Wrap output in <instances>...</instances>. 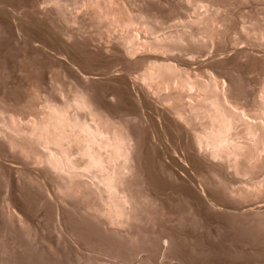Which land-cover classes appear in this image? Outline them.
<instances>
[{"label":"bare ground","instance_id":"6f19581e","mask_svg":"<svg viewBox=\"0 0 264 264\" xmlns=\"http://www.w3.org/2000/svg\"><path fill=\"white\" fill-rule=\"evenodd\" d=\"M123 1L124 0H73L72 1L73 5L72 4L71 5L73 7L76 6L78 8L81 7L80 9H84V12H83L84 15H81V16L83 19H84V16H86L89 20L84 19L85 22H87V23L90 22V24L88 23V26H86V27L88 28L89 25H93L95 27L94 28L95 31H97L96 35L103 33V30L104 31L107 30L108 33H109V30H111V31L113 29H114V31L116 30L114 32L115 34L117 33L116 37L114 36L113 33H112L113 35L112 34L110 35V36L115 37V40L113 38V40L115 42L113 41L114 44H112V45H114V48H113V46H112V48L116 49L115 51L116 52L118 51L121 54L122 59L125 63H130L131 65L137 64V67H134L133 65L132 66L134 69H138V70H135V72L137 71L136 74L135 73L133 74L134 70L132 71L128 67L131 70L130 71L126 67V69L128 71L125 70L126 72H124V70L119 68V66H120L119 65L117 67V68H119L118 71H120V73L123 71L122 75H123L125 80H122V78H120L121 80H118V81H126L127 84L125 83L123 86L129 84L131 86V88L132 87L135 88L136 89L135 91L137 94L134 93L135 91L133 92V94H135L138 97V101L146 103L145 105H153V107H154V105L156 107L161 106V108L164 109L166 114H168V116L172 119V122L173 121L176 122V124H178L181 128H179V126H177V125L176 126L174 125V127H177L178 129H181V130L182 129L185 130V131L183 130L184 132L183 131L182 132L185 134L184 136H187L188 141L186 140L187 142H185V145L188 143V145H186V146H188L189 148H187V150H186L185 145H184L185 147L183 146L184 148L179 147L185 141L184 140L181 142V139H180L179 141L181 142V144L178 147H179V149L183 148L181 153H183V152L185 153L184 150H186V152H187V151H189L188 149H190V151H192V152H190V154H193V155H191L192 158H195L197 161L202 160L203 161V162L201 161L202 163L207 162V167H205V169H207V170L205 171V169L202 168L204 170L203 174L201 172H195V173L193 171L190 172L189 170H187V168L191 165H192V168H195V165H193L194 163L193 164H191V163L196 162V161H192L191 159H188V161L189 160L192 161L191 163L189 162L190 163L189 165L186 164L188 161L185 163V162H183L184 160H181L182 161L181 162L179 158L180 157L182 158L183 155L182 154L178 155V153H176L177 155L175 154V151L178 152V150H177L178 147H174V149L177 148L176 150H174L173 148H169V147H173V145L169 146V144L167 143L168 140L167 141L165 140L166 142L163 140V143L165 142V144H168L167 145L168 148L165 147V149H168V150L171 149L170 152H168V150H166V152L169 155L168 157H170V159L172 161L173 160L176 161L175 163L178 162V165L176 164L175 167H178L179 164H180V166L182 165L183 167H184V165L188 166L187 168L186 167H184V168L180 167L183 170L185 169V171H183L184 173L187 170L186 174H184V175L178 174L180 169L175 168L178 171H177V173H174L173 172V171H175L174 168L166 166V168H168V169H170V168L173 169L172 171H171V169H170V171L167 170L168 171V172H166V173H168L167 175L169 176L171 174L172 176L175 177L176 176L175 174H177L180 177V179L182 178L181 176H183L181 181L183 182L184 181L183 179H185V182H186V179H188V177L186 178V175L190 177V174L192 172H193L192 174H195V176L198 173V177L194 176L191 178V180H193L195 178V180L196 181L198 180L199 182L198 181L197 182L200 183L201 185L204 184L206 186V184H209V187H208L209 190H211L210 187H212V186L218 187L219 190H217L218 188L217 189L215 188L212 190L220 191V189H221L220 193L223 192L224 195L227 196V198H229V199H227L228 201L226 200L227 204H231V203L234 204L232 201L237 202L236 205L238 206V209L240 206V209L245 210L244 208H241V207L247 206L248 208H250L251 205H253V204H255V202H257L258 205L257 204L254 205V206H256L255 207L256 209L253 210V206H252V208H250V210H249L250 214H252L253 216L256 217V218L255 217L254 218L256 219V221H258L257 225H256V221H254L255 224L252 222L253 216L250 215L248 212L247 213L249 215L247 216V213L243 212V210H240V213L242 214V215L240 214V216H242L244 219L248 218L247 221H249V220L251 221V219H252L251 222L254 225L251 224L250 222L247 223L246 220H245L246 221L245 222L243 218H241L239 220L242 222V219H243V221L246 224L250 223V225H253L254 226L253 228H256L255 226L258 227V224L260 226L262 225L264 227V204H262L263 203L262 201L264 200V64L262 66V63H264V62H261V67H263V72H260V73L263 74L262 75L263 77L260 80L261 85L258 86L259 91L257 92V94H259V92L262 91V95H260L261 94L260 93L259 96L257 97L256 96L257 94H256L255 96L253 95L254 96L253 98H251L250 96L252 94H249L250 91H249V93H247L245 91V93L249 94L248 97L251 98V101L249 100L250 103H248L249 101L248 102L244 101L246 98H244L243 95H241L243 93H241L240 92L241 90H239L240 88H238L239 83H238V85H236L237 86L236 87L235 85L232 84V81H234V80L232 79V81H231L229 78L223 77V76H225V74L224 75L222 74L223 76H221L220 75L221 73L218 74L219 70L215 73V72H213L214 70L211 71L210 68H209V70H207L208 69V66H207V69H205L207 71H205L204 69H201V70H204V72H205L202 74V73L198 72L200 70L195 71V69H193L194 67L192 68L190 65L191 59L193 60V63H195L194 58H192V56H194V55L197 56V54H196L197 50L198 51H199V49L203 50L205 47H207L210 44V42L213 43V41H215V40L219 41V39L222 37V35H225L224 34L225 31H226V35L228 36L227 32H229V31L227 30L228 28L226 26H229L230 24H227V25L223 24V26H225L227 28L226 30H225V27H223V26L221 27V25H220L221 23L219 24V19L221 17H220V15L218 17V14H217L218 11H220V10H218L217 8L220 7L219 4H221V5L227 4L226 5V8H227L230 0L229 1L218 0V2L224 1L225 2V3L223 2L224 4L221 2L219 4H217V2L215 0H210L211 2L212 1L216 2L215 4L218 5L216 7V10L210 9L213 7L214 3L213 2H212L213 4L210 3V5H212V6L208 5V3L210 2L209 0H207V1L206 0H182L183 4L181 6L180 5H176V6H178V7L180 6V7L185 8V9L187 7H189L192 14L189 15L187 13L186 14L184 13L186 16H189V17H186L185 15L180 16L182 18V19L178 18L181 20V21L179 20L180 23H177L179 21H177L178 19L175 15L176 20L175 19H174L175 21L171 20L172 23H174V25L173 24L171 25V23L170 24L167 23V24H165V26H164V24H162V23H165L163 15H160L158 13L157 14L152 13V11H151V13L143 11V10L134 11L133 9H131L128 6V3H130L128 1H130V0H127L126 4ZM155 1H157V0H155ZM240 1L242 2L243 0H240ZM47 2L55 7V9H56L55 11H58L60 13L59 19L61 17H63L61 19H65V20H63V21H65L64 23L70 24L71 21L70 22L66 21V20H69V18L67 17L69 15L68 14L69 12L67 13V16H66V11L69 9V7H68V9L66 7L69 5V4L68 5L66 4V0H47ZM68 2H70V1H68ZM171 2H173V0H171ZM179 2H180V0H179ZM231 2H232V0H231ZM245 2H248V1H245ZM133 3H130V4L132 5ZM177 3H178V1H177ZM242 3H240V4H242ZM43 4H44V2H43ZM234 4H237V3L233 2V5ZM244 4H247V3H244ZM37 5L35 2V6H37ZM233 5H231V6H233ZM132 7H135V6H132ZM261 7H262V5H261ZM70 8H71V6H70ZM179 8H177V9H179ZM220 8H221V10H223L222 7H220ZM223 8H224V6H223ZM42 9H43V7H42ZM170 9H172V8H170ZM40 10H41V8L39 9V11ZM70 10H68V11H70ZM75 10H77V8H75ZM232 10H234V9L232 8ZM80 11L81 10H79V12ZM175 11H173V13ZM180 11H183V10L180 9ZM183 12H188V10L183 11ZM183 12H181V13H183ZM220 12H222V11H220ZM220 12H219V14H220ZM223 12H222V15L224 14ZM227 12H225V14ZM232 12L230 11L231 14H232ZM188 13H190V12H188ZM240 13L241 12H239V14ZM76 14H75V16H76ZM56 15H57V13H56ZM70 15H73V13ZM242 15H241V17H239V19L243 18L245 21V18H247V15L245 13V15H246V17L244 16L245 18ZM178 16H179V14H178ZM72 17H74V15ZM72 17H70V20ZM225 17H227V16L223 15L222 18H225ZM231 18H232V15L229 19H231ZM251 18H253V17L250 16V20H251ZM80 19H81V17H80ZM243 19H241V20H243ZM226 21L229 22V20H226ZM246 21H249V19ZM246 21H245V23H246ZM254 21L252 22L253 25L249 21L250 22L249 26L250 27H251V25L253 26L251 28H248L249 27L248 25H247L248 27L246 26L247 23L244 25L243 23L237 22L240 24V25L236 24V27L238 26V29H239L238 32L241 33V36L243 35V38L245 41L247 40L245 38L250 39V36H251V39H252V37H254L253 38L254 42L257 40L255 42V43H257L256 45H259L261 43L264 44V42H259V44H258V41H259L258 39H261V40L264 39V26H262V24H259L260 23L259 20H258L259 21L258 24L257 23L254 24ZM72 22H74V20ZM72 22H71V25H72ZM175 22H176V24L179 25V27H176L178 25H175ZM220 22H225V21L221 20ZM255 22H257V21H255ZM71 25H70V27H72V28L75 26L74 23H73L74 26H71ZM161 25L163 27H166V29L163 28ZM166 25H168V26H166ZM232 25H230V26H232ZM263 25H264V23H263ZM171 26H173V29H171L172 28ZM174 26H175V28H174ZM90 27H92V26H90ZM167 27L168 28L170 27V28L168 29ZM190 27H194L195 30H193V31H195V32H192V31L190 32L189 31L190 29H188ZM81 28H80V30H81ZM92 29L90 28V31ZM238 29L236 28V30H238ZM69 32L72 33L73 31L72 32L69 31ZM75 32H78V31H75ZM160 32H162V33H160ZM66 33H68V32H66ZM70 33H69V35H70ZM94 33L95 32L93 31V34ZM237 33H234V34H237ZM240 33H238L239 37L236 36V37H238V40H239V38H241ZM73 34H74V36L76 35L75 33H73ZM105 34H106V32H105ZM105 34H103V35H105ZM69 35H68V37H69ZM101 35L102 34H100L98 37L100 38ZM95 36L93 35V37H95ZM105 36L108 39L110 37V36L108 37L107 35H105ZM258 36L260 38H258ZM102 37H104V36H102ZM106 37H105V39H106ZM231 37H229V38L232 39L235 36L232 38ZM236 37L234 38L235 41L232 40V42H231L230 39L228 40L230 42V45H231V43H233L231 46H233V45L236 46L239 43L243 44V42H245V41H242L243 38L241 39L242 42L240 40H239V42H236ZM256 37H257V39H255ZM75 38H76V36H75ZM87 38H88V36H87ZM222 38L221 39L224 42L225 38L224 37H222ZM110 39H112V38H110ZM93 40H94V38H93ZM97 40L99 41V39H97ZM228 41H226V42H228ZM248 41H252V40H248ZM248 41H246V42L249 45ZM212 43L210 44L211 47L213 45ZM218 43H217V46H218ZM250 43H252V42H250ZM34 44H35V41H34ZM34 44L32 43V46ZM240 44H239L240 47L236 46L238 48L239 52H240V49L241 50H242V48L244 49V47H243L244 44H243V46H242V44L241 45ZM253 44H252V46H253ZM97 45H98V43H97ZM245 46H246V44H245ZM211 47L208 46L207 48H211ZM236 47H235V50H236ZM36 48H37V46H36ZM207 48H205L204 50H206ZM262 48H264V47H262ZM228 49H230V48H228ZM247 49L248 48H246V50L245 49L244 50L247 51ZM59 50H61V49H59ZM106 50L108 51V48H106ZM250 50H252V49H250ZM256 50L258 51L257 48H256ZM194 52H195V54H193ZM199 52L202 53V51H199ZM207 52H208V50H207ZM229 52H231V51H229ZM243 52L244 51H242V53ZM185 53L190 54L189 56L191 57V59L189 56H186V58H185L184 57L186 55ZM223 53H225V52H223ZM223 53H222V55H223ZM247 53L248 52H246V54ZM62 54L63 53H61V55ZM191 54H192V56H191ZM207 54H209V53H207ZM216 54H218V53H216ZM259 54H257L258 56H256V57L259 58ZM58 56H60V54ZM216 56H215V58H216ZM247 56H249V55L247 54ZM252 56H254V55L252 54ZM263 57H264V55H263ZM63 59H64V57H63ZM114 59H115V57H114ZM262 60H264V59H262ZM62 61H64V60H62ZM109 61H111V60H109ZM119 61H122V60H119ZM200 62H202V61H200ZM209 62H211V61H209ZM118 63H120V62H115V63L113 62L112 64L118 65ZM125 63H123V64L125 65ZM60 64H58V65H60ZM106 65H110L112 67L111 64L107 63ZM124 65L123 66L121 65V66L124 67ZM193 65H196V64H193ZM198 65H200V64H198ZM103 66H105V65H103ZM110 66H108L109 68H107V70H105V71L103 70L105 68H103V69L101 68L103 71L102 73L108 72L109 77L113 76L112 79L115 77H117L116 79H119V76L121 74L119 73L120 75L117 76L118 72L115 73L117 71V69H116V71L115 70L113 71V69L116 68V67L114 68L115 65L112 67L113 69H111ZM127 66H129V65L127 64ZM87 68H89V66ZM214 68H216V67H214ZM89 69H91V68H89ZM25 70L26 69L24 68V71ZM94 70H95V68H94ZM22 71H23V69H22ZM87 71H88L87 69H86V71L82 69V72L78 71L82 80L88 81V79L89 80L93 79L94 76L91 74L92 72L90 73L89 72L90 70L88 72ZM15 72H18V71H15ZM27 72H29V74L31 73V71H26L25 74H28ZM18 73L20 74V71ZM22 73H24V72H22ZM72 73H73V69H72ZM93 74H94V72H93ZM28 75H26V79L24 78V76L22 77V78H24L25 81H27V83L25 82L26 85L24 84V87H25L24 91H26V94H23V96H25V99L23 96H20V98L21 97L23 98V99H20V100H24L23 102L22 101L20 102L18 99V102H20V103H18V102L15 103V101H14L13 104L10 102L11 103V105H10V104H8L9 102L6 104L5 101H3L2 98L0 97V264H127V263H125L126 260L129 261V263L131 262L130 264H132V261L135 262V260H136L135 258H137L136 264H150L149 259L152 260L153 258L154 259L152 261L154 263H152V264H156L157 263L156 262L157 256H154V255H156V253L159 254V251L161 250L160 248L163 247V240L165 241V238L167 236L164 235V233H162V234L158 233L159 232L158 229L160 228V231H161V227H159L157 229H156V227L153 228V229L158 230V232L153 231L152 227H154V225L160 226V224L158 225L157 223H160L159 221H163V218L167 217V216H165L166 210L164 211L162 208L163 206L161 207V205H160V204H162V201L165 198L162 201L160 200L161 202H160V204H158V200L161 199V198L157 199V196L155 197V195L158 192L156 194H153V192H152V196L154 195V197L157 199V202H156V199L150 195L151 192L149 191V189H148V191L150 192V194L143 189L144 185H142V182H144V181H142L139 178V174L141 175L142 173H139L141 170L138 171L139 167L137 168V166H139V165H137V163H136V162H138V159H139L138 158L136 160L137 156H139L138 154L136 155V153H139L137 151H140V150H138L139 149L138 146H140V145L137 146L138 148L136 151V145H137L136 137L132 134L133 131L128 130V128H127L128 123L121 122L120 121L121 118L119 119L120 116L117 118L119 122L117 120L113 121L112 117H109L107 115L108 112L107 113L104 112L103 106H102V109H100L99 108L100 106L94 105L93 102L91 101L92 99H90V97H93V95L88 96V94H87L88 90L84 88V86H86V85L83 84V87L80 86V83H82V81L81 82L79 81V83H77V81H76V83H74V81H73V83L76 85L75 86L72 83L73 79L70 80L72 84L67 80V82L70 83V86H72V87L75 86L74 88L71 87V90H73L72 91L73 93L69 92L72 95L71 98H68V96L70 95L68 92H67L68 94L67 93L64 94L65 91H68L67 89H69L70 87H68L65 90L60 85V87L62 89L59 90L60 88L56 89L57 87H59V86H57L58 83L56 84V86H57L56 87L55 86L56 82H54L53 84L56 87L55 91L58 93L64 92V93H62V95H66V97H67V98L65 97L66 99L64 98V99H60L58 101V100L50 97L52 95L49 94L50 95L49 96L46 93L47 91L41 90V87H40L41 85L39 87H36L37 86L36 84L33 85L32 84L33 82L32 83L30 82V81H32L30 76L27 77ZM98 75H100L101 77L103 76V75H101V73ZM68 77L70 78L71 76H68ZM68 77H66V78H68ZM76 77L78 78V75ZM106 77H103V78H106ZM50 81H51V79H50ZM111 82H113V80ZM22 83H21V85H22ZM121 83L123 84V82H121ZM119 84H120V82H119ZM65 85H66V83H65ZM247 85H245V87ZM68 86H69V84H68ZM22 87H23V85H22ZM66 87H67V85H66ZM120 87H122V86H120ZM239 87H240V85H239ZM63 89L65 91H63ZM114 89H116V87ZM119 89H121V88H119ZM128 89H129V86L126 90H128ZM241 89H243V88H241ZM46 90H48V88ZM137 90H139L140 93H138L139 91H137ZM109 93H111V92H109ZM245 93H244V95H245ZM129 95H132V94H129ZM111 97L112 96H110V98ZM132 97H133V95H132ZM137 97H135V98H137ZM248 97H247V99H248ZM62 98H63V96H62ZM53 99L56 101H54ZM138 101L136 99L135 102H138ZM150 102L152 104H150ZM94 103H95V101H94ZM141 106H142V103H141ZM146 107L150 111L154 109L152 111V113L149 112L152 115H153V113L155 115H156V113H158L157 112L158 111L157 109H159L158 107H157V109H156V107L152 109L151 106H149L151 109L148 106H146ZM146 107L144 106L142 109H144ZM162 109H160V110H162ZM105 110H106V108H105ZM162 111L160 112V115L158 114L159 116H161L163 113H165ZM142 113H144V112H142ZM146 113H148V112H146ZM109 115L111 116V114H109ZM152 115H150V117ZM146 116H147V114L143 117H146ZM136 117H138V116H136ZM156 117H155V120L157 119V121H160V120L162 121V119H163L162 117H161L162 119H160V118L158 119ZM153 118L149 119V120L152 121ZM168 119L166 120L167 122H168ZM171 119H169V121ZM125 120H126V118H125ZM155 120L152 122H155ZM172 122H170V123L172 124ZM165 124H168V123H165ZM158 126H159V123H158ZM172 126H173V124H172ZM163 127H165V126H163ZM154 128H156V127H154ZM172 129H175V128H172ZM164 131H166V130H164ZM176 131L177 130H175V132ZM164 133L165 132H163L162 134L164 135ZM183 133H182V135H183ZM178 134H179V132H178ZM137 135H138V137H140L139 134L136 133V136ZM154 136H155V134H154ZM154 136L152 134L151 138ZM157 137L158 136H156V138ZM159 137H162V136L159 135ZM169 137H170V135H169ZM165 139H167V138H165ZM137 140H139V139H137ZM154 140H155V138H154ZM156 140L158 142L161 141V139L160 140L156 139ZM169 140L171 141V139H169ZM171 142L173 143V141H171ZM152 143H154V142H152ZM159 144H161V143H159ZM163 145H161V146H163ZM164 146H166V145H164ZM175 146H177V145H175ZM140 149H141V147H140ZM163 149H162V151H163ZM165 149H164V151H165ZM159 152L160 151H158V153ZM166 152H164V155ZM167 153H166L165 157L167 156ZM188 153H186L185 155H188ZM160 154L163 156V153H160ZM159 155L157 154V156H159ZM180 155H182V156H180ZM159 157H161V156H159ZM163 157L159 160L161 161V160L166 159L165 157L163 159ZM168 157L164 161H168V159H169ZM190 157L187 156L185 158H190ZM160 161H158V162H160ZM164 161H162V163L160 162L161 167H162ZM172 161H171V163H173ZM198 163L196 162L195 164L199 167H201L203 165V164L198 165ZM166 165H167V162H166ZM171 166L173 167V165H171ZM199 167L197 168L198 170H199ZM189 168H191V167H189ZM192 168H191V170H192ZM165 169L163 168L164 172H165ZM193 170H196V169H193ZM188 171L190 172L189 174H187ZM200 171H202L201 168H200ZM204 172H206V173H204ZM199 173H201V174H199ZM206 174H209V177L206 176ZM229 174L232 177H234L235 179L232 178ZM163 175H165V174H163ZM172 176H170V177L172 178ZM178 176H176V177H178ZM170 177H167V178L170 179ZM176 177H175V180H176ZM179 177L177 179L180 181ZM165 178H166V176H165ZM230 178L232 180L234 179L237 181L234 183L236 185L233 184V181H231ZM189 180H187V181L189 182V185H190V183H192V182H190L191 180L190 181ZM176 182L174 181V183H176ZM193 182H195V181L193 180ZM177 183H179V182H177ZM189 185H188V187H189ZM197 185H199V184H197ZM22 187H26V190H28V189L32 190V191L30 190L31 193L29 196H27V193H26L27 191L24 192V190H22V192H24L26 194V196L29 197V199L31 196L36 195V196H33L34 199H35V197H37V199H35V201H38V202H36L35 204L39 203L41 206L44 205L43 207H45V208H46L45 205H48L46 211H45V208H43V207H42V210L44 209L43 211H45L47 213V215H48L47 211L52 210V213H49V214H51L50 219H48L49 216L47 218H45V217H43L44 216L43 214L40 215L39 213H37V212L42 213L43 211H41V210L35 211L36 214L32 213V212L30 213L28 211V209H31L33 211L35 209L34 208L32 209L30 207L31 202L28 203V201H30V200H27V199L24 200L25 202L27 200L26 204L27 203L29 204V208L27 207L28 205L27 206L23 205V204H25V202L23 201V203H22V201H21L22 200L21 199L22 194H18V192L21 191L20 189H22ZM145 187H146V185H145ZM193 187H196V184ZM179 188H180V186H179ZM179 188H178V190H180ZM182 188H183V186H182ZM197 188H198V186L196 187V189ZM202 188L205 189V187L203 186V187H201V189L199 187V190L198 189L197 190L198 191H200V190L204 191V189L202 190ZM33 192L35 194H33ZM209 192L211 193V191H209ZM28 193H29V191H28ZM200 193L196 194V190H195V194L198 195V197L201 195L200 196L201 199H204V197L207 196V195L204 196L205 194H207L206 191H205V194L203 195L204 197L202 196V192H200ZM223 193H221V194L223 195ZM195 194H194V196H195ZM217 194H216V196H217ZM18 195H21V196H18ZM224 195L222 197H223V199L224 198L226 199V197H224ZM218 196H220L219 197V199H220L221 195L218 194ZM17 197H20V201L22 204L20 203V201L18 200L19 198H17ZM33 197H31L32 201H33ZM198 197L195 196V199ZM200 197H199V199H200ZM213 197H214V195H213ZM219 199H215V202L218 201ZM206 200L204 199L205 203L207 202ZM198 201H196V202H198ZM223 201L220 204H219V202L218 203L216 202L217 206L215 205L216 204L215 202H214L215 204L213 203V201H212V203L214 204V206H212L213 204L211 203L210 200L208 201V202H210V204L209 203L208 204L209 205L212 204L211 205L212 207H214L215 209L217 207L216 210H219L221 207L219 209H218V207L221 204L223 205V203H224L223 207L226 205L225 207L227 208L228 206H227L226 202L225 201L223 202ZM241 202L244 204L246 203V205L241 206ZM33 204H34V202H33ZM39 204H38V206H39ZM190 204H191V202H190ZM190 204L188 203L189 206H190ZM208 204L206 203V205H208ZM218 204H219V206H218ZM171 205H174V203L173 204L171 203ZM236 205H234V208L236 207L235 209H237ZM31 206H32V204H31ZM38 206L35 205L36 210L39 208ZM41 206H40V208H41ZM48 207H51V208H49L50 210L48 209ZM176 207H179V206H176ZM229 207H231V205H229ZM169 208H170V206L168 207V211L166 212L167 213L166 215H169L168 212L172 213L174 209L176 211V208L173 209L171 207L172 208L171 211H169ZM178 209L180 210V208H178ZM227 209H229V208H227ZM227 209H226V211H227ZM235 209H232V210H235ZM238 209H237V211H238ZM201 210H203V209H201ZM210 210H211V208H210ZM229 210H231V209H229ZM232 210H231L232 216H234L236 214L235 217L239 218V216H237L239 213L235 212V211L232 212ZM189 211H190V209H189ZM223 211L225 212L224 216H226L225 215L226 211L224 209H223ZM187 212H188V210H187ZM208 212H210V211H208ZM211 213H212V211H211ZM220 213H221V211H220ZM227 213L230 214L229 212H227ZM244 213H246L245 215L247 217L244 215ZM33 214H35L36 217ZM37 214H39V216H37ZM173 214H175V213L170 214V217H172L170 222L172 221L171 223H173V225H174L173 217H175L176 220H179V221L181 220L182 217L187 218V220H190V218L193 217V214H192V216H189L190 217L189 218V217H186L187 215L183 216L184 215L183 213H182L183 215L181 217L180 211L178 213H176L175 216ZM177 214H180V215H177ZM162 216H164V217H162ZM195 216H197V215H194V217ZM201 216H203V215H201ZM249 216H251L250 219H249ZM67 217L68 218L72 217V218L76 219V220H74L71 218V222H69V223H71V225L75 224L76 221H78V223L80 221V223L83 222L86 225H88L90 227V229L92 228L91 230L93 232L90 230V232L92 233V235H90L91 233L89 234L88 233L89 231H87V230H86L87 232L84 231L85 229H83V224H81L82 226H80V228L83 229V231H84V232L82 231L83 234L85 233L84 235H86V233H88L87 237L89 236L88 237L89 239L92 240V238L96 237L95 235H93V233H94V231H97V233H99V235L95 232V234L98 235L96 240L98 239V241H99V239H100V241L103 242V241H105V239H102L103 240L102 241L101 238L104 236L105 238H107V240L111 239L110 241H116L115 244L118 242V244H116V245H119L120 248H121V245H123L122 247L123 248L125 247L124 250L129 251L130 254L128 252L123 253L122 248H121L122 249L121 252L118 251V250H120V248L119 247H118L119 249L115 248L116 245L114 247L110 242H108V243H110L112 245V246L110 245V247H113L112 250H110L111 248L108 246L109 244L107 245V247H108L107 249L105 247H103V245H105L106 242H104L105 244L102 243L103 245L101 244V242L98 243V244H100V246L102 245V247H101L102 249L100 248V246L97 247L100 250L94 249L95 246L91 247L93 241H94V243L96 242V246H97L96 240H93L92 242L90 241L91 246H90V244L86 245L87 242L82 243V241L84 239L83 240L81 239V242H80L78 240L79 238H77L78 236H76L74 233V230H76L79 227L76 226L77 228L75 229V227H73L75 225H72V227H73L72 229H74V230H71V229H69V228H71V225L69 226V228L65 227L63 225V224L66 225V222H64V221H67V219H66ZM161 217H162V220H161ZM170 217L166 219V222H167V220L170 219ZM177 217H179L180 219H177ZM70 218H69V220H70ZM193 218H192V220H193ZM227 218H229V215ZM195 219L198 220V218H195ZM234 219H236V218H234ZM176 220H175V222H177V223H175L176 226L177 225L182 226L183 223L186 222V219H184L185 221L182 222L183 221L182 220V221H180V224H179V221H176ZM192 220H190V221H192ZM190 221H188V222H190ZM166 222L164 219V222H162L161 226L163 227L164 226L163 223H166ZM170 222L168 221L167 225H169V224L171 225ZM69 223L67 225H69ZM193 223H190V224L192 225ZM79 224H78V226H79ZM195 224H196V222H195ZM204 224H205V222H204ZM170 225L168 227L169 230L167 233H172V232H170V228L173 225H171V227H170ZM201 225H203V224H201ZM260 226L256 229L260 230V228L262 227V226L261 227ZM89 227L87 228L88 230H89ZM164 227L162 228L161 232L164 231L163 229L167 228V226H166V228H164ZM190 227H192V226H190ZM196 227H198L197 224H196ZM80 228H79V230H80ZM177 228H179V226ZM177 228L175 227V229H177ZM167 229H166V231H167ZM183 229H185V228H183ZM79 230L77 229V231H79ZM166 231H164V232H166ZM262 232L264 233V229ZM44 233H47V235L50 234L49 238H47L48 236ZM76 233H77V235L79 234V236H80V234H82L81 231L76 232ZM100 234L102 235V237L100 236ZM44 235L47 236L46 237L47 240H45ZM163 235H164V237H163ZM182 235H183V233H182ZM90 236H93V237H90ZM170 236H171V234H170ZM170 236L168 235L169 238L168 237L166 238V239H169V241H170V239L173 238L174 234L172 235V238ZM175 236H178V235L175 234ZM175 236H174V238H175ZM81 237H83V236H81ZM84 238H86V236ZM89 239H87V240L89 241ZM167 241H166V243H170V244L172 242V241H170V242H167ZM119 242L121 243V245L119 244ZM94 243H93V245H95ZM149 246H153L151 249H154V247L158 246L159 248L156 247V248H158V252H156L157 250L155 251V250H150V249H149V251H148V249H147V251H145L144 249L150 248ZM103 248H105V249H103ZM167 248L165 247V249H167ZM114 249H116V250H114ZM142 250H143V252L145 251V253H147V254L149 252L151 253V251L152 252L155 251L156 253L153 252V253H155L154 255H153V253L151 255L148 254L150 256H148L147 254H146L147 256H142ZM96 252H99V255H98V253L96 255L93 254ZM139 252H141L140 257L139 256L137 257V254L139 255ZM161 252H163V251L161 250ZM66 253H68L67 254L68 257L65 255ZM120 253L125 254L127 257L123 258L122 256H124V255H121ZM127 253L130 255V257H133V258L135 257V258L134 259L129 258ZM161 254L162 253H160V257L162 256ZM64 255H65V257H64ZM102 255L109 257V258L115 257V259H116V257H118L120 260L122 258V261H119V259L115 260L113 258V260H114V263H113L111 261H108L109 258L107 260H105L106 258H102L103 257ZM163 255H166V253H163ZM151 256H153V257L151 258ZM158 257H159V255H158ZM167 257H169V256L167 255ZM167 257L162 256L163 259L160 258L161 259L160 261L164 260V258L167 259ZM170 258L172 259L171 256H170ZM131 259H132V261H131ZM166 259H165V261L167 262V264L170 263ZM171 259H169V260H171ZM110 260H112V259H110ZM124 260H125V262H123ZM172 260H175V259H172ZM177 260H178V258H177ZM115 261H116V263H115ZM165 261H162V264H163V262L166 263ZM171 263L173 264L172 261H171Z\"/></svg>","mask_w":264,"mask_h":264},{"label":"rangeland","instance_id":"374dc122","mask_svg":"<svg viewBox=\"0 0 264 264\" xmlns=\"http://www.w3.org/2000/svg\"><path fill=\"white\" fill-rule=\"evenodd\" d=\"M68 1H70V2H68ZM73 1V0H72ZM72 1L71 0H66V4L68 5V6H66L67 7V9H68V7H69V9L68 10H70V11H66V16H67V13L69 14L67 17L69 18V20H66L67 22H72L73 20H74V22H72V25H71V22H70V24L69 23H64L65 21H63V20H65V19H61V18H63V17H61L60 19H59V12L58 11H55L56 9H55V7L53 6V5H51L50 3H48L47 2V0H0V97L2 98V100L3 101H5V103L7 104L8 102V104H10L11 105V103L13 104L14 103V101H15V103H17L18 102V99H19V101L21 102H23L24 100H20V99H23L22 97L20 98V96H23V94H26V91H24L25 89V87H24V84L26 85V83H27V81H25L24 80V78L26 79V75H28L29 74V72H27L28 74H25V72L26 71H31V73L27 76V77H29L30 76V78H31V80L32 81H30L33 85L34 84H36L35 86L36 87H39L40 85V87H41V90H44V91H47L46 93L49 95H52V96H50V97H52V98H54V99H56V100H60V99H64L65 97H66V95H62V93H64V92H62V93H58V92H56L55 90L56 89H59V90H61L62 88H64L65 90L68 88V87H70L69 89H67L68 91H65L64 89H63V91H65V93L64 94H66L67 92L69 93V92H71V93H73L72 91L73 90H71V87L72 86H70V83H71V81L70 80H72V83H73V81H74V83H76V81H77V83H79V81L81 82L82 81V83H80V86H82L83 87V84L84 85H86V86H84V88L85 89H87L88 91V96H92L93 95V97H90V99H92L91 101L93 102V104L94 105H96V106H100L99 108L100 109H102V106L104 107L103 108V110H104V112H108V116L109 117H112V120L113 121H115V120H117L118 121V117H119V119L121 118V122H125V123H128L127 125V128H128V130L129 131H133L132 132V134L136 137V141H137V145H136V151H137V148L139 147V149L138 150H140V151H137V152H139V153H136V155L138 154L139 156H137V158H136V160L138 159V162H136L137 163V165H139V166H137V168H138V171H140L139 173H142L141 175L139 174V178L142 180V181H144V182H142V185H144V187H145V185H146V187L144 188L143 187V189L145 190V191H147L149 194H150V192H151V196H152V192H153V194H156L157 192V194L155 195V197L157 196V199H159V198H161V199H159L158 200V204H160V202L162 201V204H160L161 205V207L163 208V210L165 211L166 210V212L168 211V207L170 206V208H169V211H171L172 210V208L174 209V208H176V211H175V209L173 210V212L172 213H178L179 211L181 212V217H182V215L183 216H185V215H187L186 217H189V216H192V214H193V217H194V215H197V216H195L194 218H193V220H192V218H190V220H192V221H190V220H187V218H184V217H180L181 218V220L180 221H182V222H184L185 220L184 219H186V222H184L183 223V225L182 226H180V225H175V223H177V222H175V220H176V218L175 217H173V221H174V225H173V223H171L170 222V220L172 219V217H170V214H172V213H170V212H168V214L169 215H166L167 213L165 212V216H167V217H164V216H162V217H164L163 218V221H159L160 223H157L158 225L160 224V226H155L154 225V227H152V229L153 228H155L156 227V229L157 228H159V227H161V231H162V228L164 227V228H166V226H167V228L169 227V225H167V222L169 221L170 223H171V225H173L172 227H171V225H170V232H172V233H167L168 232V230H169V228L167 229V231H166V229H163L164 231H166V232H161L160 231V228L158 229L159 230V232H158V230H156V229H153V231H157L158 233H160V234H162V233H164V235H166L167 237H168V235L170 236V234H171V238H172V235L174 234V236H175V234L176 235H178V236H175V238H174V236H173V238L172 239H170V241H172L171 242V244L170 243H166V241L167 242H170L169 241V239H166L165 238V241L163 240V247H161L160 249L163 251V252H161V250L159 251V254L158 253H156V252H158V246H156V247H158V248H156V247H154V249H151L153 246H149L150 248H145L144 250L145 251H147V249H148V251H149V249L150 250H157L156 252L155 251H153V252H155L156 253V255H154L155 253H153L152 251H151V253L149 252L148 254H152L153 253V255L154 256H157V258H156V264H162V261H165V259L166 258H164V260H162V261H160L161 259H163L162 258V256H164V257H167V255L169 256V257H167V259L166 260H168V262H170L171 263V261L173 262V264H264V233L262 232L263 231V229H264V227L262 226H260L259 224H258V227L260 226L261 228H260V230H258V229H256V228H258L257 226H255L256 228H253L254 226V221H256V217L255 216H253L252 214H250V208H252V206H253V210L254 209H256L255 207L256 206H254L255 204H257V202H255V204H253V205H251L250 206V208H248L247 206H243V205H246V203L244 204V203H242L241 202V206H243V207H241V208H244L245 210H243V209H240V206H239V209H238V206L236 205L237 204V202H234V201H232L234 204H232L231 202V204H227V202H226V200L227 199H229V198H227V196H225L224 195V193L223 192H221V193H223V195H224V197H226V199L224 198L223 199V195L220 193V191H221V189H220V191H217V190H219V188L218 187H210V189L211 190H209V184H206V186L204 185V184H200V183H198L196 180H195V178L193 179L195 182H193V180H191V178L192 177H194L195 176V174H192L193 172L195 173V172H201L202 174H203V169H205V167H207V162H204V163H202L203 161L202 160H196L195 158H192V156L191 155H193V154H190V152H192V151H190V149H188L189 151H187L186 152V150H187V148H189L188 146H186V145H188V143L185 145V142H187L188 141V139H187V136H184L185 134L183 133L185 130L184 129H178L177 127H174V125L176 126H179L178 124H176V122H172V119L168 116V114H166V112L164 111V109H162L161 108V106L160 107H158L159 109H157V107L154 105V107H153V105H145L146 103H143V102H141V101H138V97L135 95V94H137L136 93V89L135 88H131V86L128 84V85H125V86H123L125 83H126V81H118V80H121L120 78H122V80H125L124 79V77H123V75H122V70H124V72H126V71H128V70H134L133 71V74L135 73L136 74V72H135V70H138V69H134L133 68V66L134 67H137V64L136 65H134V64H130V63H125L124 61H123V59H122V56H121V54L118 52H116L115 50L116 49H113L114 48V45H112V44H114V40H115V37H116V34L114 33L115 31H114V29L111 31V30H109V33L107 32V30H103V33H100V34H102L101 36H100V38L98 37L100 34H97L96 35V33H97V31H95V27L93 26V25H89V27L87 28L86 26H88V23L90 24V22H85V20L84 19H88L86 16H84V19L82 18V16L81 15H84L83 14V12H84V9H80L81 7H76V6H72L73 4H72ZM143 3H142V2ZM152 3H151V2ZM159 1V2H158ZM177 1H178V3H177ZM207 1V0H206ZM210 1V0H209ZM208 1V2H209ZM216 2H217V4H219L220 2L221 3H223L222 1H220V2H218V0H215ZM226 1H229V0H226ZM245 1H248V2H245ZM35 2H36V5L37 6H35ZM43 2H44V4H43ZM46 2V3H45ZM68 2V3H67ZM125 4L127 3V0L125 1H123ZM128 2H130V3H133L132 5L130 4V3H128V6L131 8V9H133L134 11H137V10H143V11H146V12H149V13H151V11H152V13H158V14H160V15H163V17H164V22L165 23H162V24H164V26H165V24H167V23H171V25L173 24L174 25V23H172V21H175L176 20V18H175V15H176V17H177V19L178 18H180V19H182L180 16H183V15H185L186 13L187 14H189V15H191L192 14V12L190 11V8L189 7H187L186 9L185 8H182V7H180L183 3V1L182 0H180V2H179V0H173V2H171V0H157V1H155V0H130V1H128ZM145 2V3H144ZM207 2V3H208ZM214 4H213V3ZM210 1L209 3H208V5H210V3H212L213 4V7L212 8H210V9H212V10H216V7L218 6L217 4H215L216 2H214V1ZM230 2H231V0H230ZM229 2V5H228V7L226 8V5L227 4H225V5H221V4H219V6L220 7H222V9L223 10H221V8L219 7V8H217L218 10H220V11H224L223 13V15L224 16H227V17H225V18H222L223 17V15H222V12H220V11H218V17H219V15H220V19H219V24L221 25V27L223 26V24L224 25H227V24H230V25H232V26H223V27H225V30L227 29L229 32H227V34H228V36L226 35V31H225V35H222V37H224L225 38V41L223 42L222 41V39L220 40L219 39V41H213V43L212 42H210V44L212 43L213 45H212V47L210 46V44L208 45L209 47H211V48H207V47H205V48H207L206 50H202V49H199V51H202V53L201 52H199L198 50L196 51V54H197V56L199 57H197L196 55H194V56H192V54H191V56H192V58H194V61H195V63H193V60L191 59V57L189 56L190 54H184L185 56V58H186V56H189L190 57V65H191V67L193 68V69H195V71L196 70H200V71H198V72H200V73H205L204 72V70L205 69H207V66H208V69L207 70H209V68H210V70L212 71V70H214L213 72H217L218 70H219V72H218V74H220L221 76H223L224 74H225V76H223V77H225V78H229L231 81H232V79L234 80V81H232V84L233 85H238V83H239V85H240V87H239V85H238V88H240L239 90H241L240 92L241 93H243V94H241V95H243V97L244 98H246L244 101L246 102H248L249 100L251 101V98H253L256 94H257V92L259 91V89H258V86H260L261 85V78L263 77L262 75V73H260V72H263V67H261V62H264V60H262V59H264V57H263V55H264V48H262V47H264L263 45V43H261V44H259V42H264V39H258L259 41H258V44L259 45H256L257 43H255L254 42V37H252V39H251V36H250V39L249 38H245V39H247L246 41H248V40H252V41H248L249 42V45H248V43L244 40V38H243V35L241 36V33L240 32H238L239 31V29H238V26L236 27V24L238 25L239 23H237V22H240V23H243L244 25L246 24V26L248 25L249 26V23L251 22V24L253 25V21L255 20V21H257V22H255L254 21V24L255 23H257L258 24V22L260 21V23L259 24H262V26H264L263 25V23H264V0H243L242 2L240 1V0H232V2L230 3ZM233 2L234 3H237V4H234L233 5ZM140 3V4H139ZM147 3V4H146ZM167 3V4H166ZM225 3V2H224ZM223 3V4H224ZM240 3H242V4H240ZM244 3H247V4H244ZM259 3V4H258ZM42 4V5H41ZM72 4V5H71ZM135 4V5H134ZM172 4V5H171ZM239 4V5H238ZM256 4V5H255ZM131 5V6H130ZM137 5V6H136ZM139 5V6H138ZM176 5H180L179 7L178 6H176ZM231 5H233V6H231ZM243 5V6H242ZM261 5H262V7H261ZM70 6H71V8H70ZM132 6H135V7H132ZM165 6V7H164ZM210 6H212V5H210ZM223 6H224V8H223ZM235 6V7H234ZM239 6V7H238ZM259 6V7H258ZM42 7H43V9H42ZM47 7V8H46ZM53 7V8H52ZM149 7V8H148ZM235 10H232V8ZM255 7V8H254ZM257 7V8H256ZM41 8V10L39 11V9ZM75 8H77V10H75ZM83 8V7H82ZM136 8V9H135ZM154 8V9H153ZM170 8H172V9H170ZM177 8H179V9H177ZM231 8V9H230ZM170 9V10H169ZM180 9L181 10H183V11H187L188 10V12H190V13H188V12H183V11H180ZM225 9V10H224ZM229 9V10H228ZM239 9V10H238ZM79 10H81L80 12H79ZM169 10V11H168ZM176 10V11H175ZM228 12H227V11ZM238 10V11H237ZM263 10V11H262ZM75 11V12H74ZM77 11V12H76ZM169 13H168V12ZM173 11H175L174 13H173ZM179 11V12H178ZM230 11L232 12V14L230 13ZM55 12V13H54ZM181 12H183V13H181ZM219 12H220V14H219ZM225 12H227L226 14H225ZM239 12H241L240 14L244 17H246V15H247V18H245V21L246 20H248L249 19V21H246V23H245V21H244V19L243 18H240L239 19V17H241V15L239 14ZM56 13H57V15H56ZM73 13V15H74V17H72L73 15H70V14H72ZM76 14V16H75V14ZM79 13V14H78ZM181 13V14H180ZM185 13V14H184ZM229 13V14H228ZM234 13V14H233ZM245 13H246V15H245ZM165 14V15H164ZM178 14H179V16H178ZM229 16H228V15ZM232 15V18L231 19H229L230 17H231V15ZM251 17H253V18H251V20H250V16ZM58 16V17H57ZM62 16V15H61ZM186 16V15H185ZM249 16V17H248ZM70 17H72L71 18V20H70ZM76 17V18H75ZM80 17H81V19H80ZM186 17H189V16H186ZM74 18V19H73ZM257 18V19H256ZM80 19V20H79ZM175 19V20H174ZM180 19H178L177 21H179ZM229 20V22H227L226 20ZM241 19H243V20H241ZM253 19V20H252ZM61 20V21H60ZM89 20V19H88ZM172 20V21H171ZM221 20H223V21H225V22H220ZM259 20V21H258ZM81 21V22H80ZM181 21V20H180ZM180 21L179 22H177V23H180ZM84 22V23H83ZM73 23H74V25H73ZM79 23V24H78ZM81 23V24H80ZM232 23V24H231ZM69 24V25H68ZM87 24V25H86ZM70 25L71 26H74L73 28L72 27H70ZM175 25H178V24H176V22H175ZM240 25V24H239ZM251 25V27H253ZM78 26V27H77ZM83 26V27H82ZM85 26V27H84ZM90 26H92V27H90ZM162 26V25H161ZM166 26H168V25H166ZM247 26V27H248ZM82 27V28H81ZM163 27V26H162ZM172 28L171 29H173V26H171ZM176 27H179V25L178 26H176ZM231 27V28H230ZM240 27V26H239ZM250 26L248 27V28H251ZM77 28V29H76ZM80 28H81V30H80ZM90 28L92 29L91 31H90ZM163 28H165L166 29V27H163ZM168 28V27H167ZM170 28V27H169ZM168 28V29H169ZM174 28H175V26H174ZM192 28V29H191ZM230 28V29H229ZM236 28L238 29V30H236ZM72 29V30H71ZM79 29V30H78ZM85 29V30H84ZM88 29V30H87ZM164 29V30H165ZM188 29H190L189 31L191 32H195V31H193V30H195L194 29V27H190V28H188ZM68 30V31H67ZM78 31V32H75V31ZM84 30V31H83ZM236 32H235V31ZM69 31H73L72 33H70ZM83 31V32H82ZM90 33H89V32ZM93 31L95 32L94 34H93ZM111 31V32H110ZM162 31V30H161ZM66 32H68V33H66ZM80 32V33H79ZM105 32H106V34H105ZM240 33V36H241V38H239V40L241 41V39H242V41H245V42H243V44H244V46H243V44H242V46L244 47V49L246 50V48H248L247 49V51H245L242 47V50L240 49V52L238 51V48L236 47V46H238V47H240L239 46V44L238 45H236V46H231L233 43H231V45H230V42L228 41L230 38L229 37H236V36H238L239 37V34L237 33V34H234V33ZM69 33H70V35H69ZM73 33H75L76 35V38H75V36H74V34ZM78 33V34H77ZM114 34V36H110L111 34ZM159 33V32H158ZM160 33H162V32H160ZM63 34V35H62ZM81 34V35H80ZM87 34V35H86ZM89 34V35H88ZM103 34H105V35H107L108 37H109V39L105 36V35H103ZM112 34V35H113ZM231 34V35H230ZM68 35H69V37H68ZM83 35V36H82ZM92 35V36H91ZM93 35L95 36V37H93ZM234 35V36H233ZM66 36V37H65ZM72 36V37H71ZM87 36H88V38H87ZM91 36V37H90ZM102 36H104V37H102ZM68 37V38H67ZM94 38V40H93V38ZM105 37H106V39H105ZM231 37V38H232ZM234 37V38H235ZM238 37H236V42H239V40H238ZM63 38V39H62ZM110 38H112V39H110ZM113 38H114V40H113ZM234 38H232V39H230V41L232 42V40L233 41H235V39ZM258 38H260L259 36H258ZM263 38V37H262ZM28 39V40H27ZM89 39V40H88ZM97 39H99V41L97 40ZM255 39H257V37L255 38ZM65 40V41H64ZM67 40V41H66ZM69 40V41H68ZM88 40V41H87ZM91 40V41H90ZM97 40V41H96ZM108 40V41H107ZM224 40V39H223ZM238 40V41H237ZM34 41H35V44H34ZM37 41V42H36ZM93 41V42H92ZM114 41V42H113ZM226 41H228V42H226ZM241 41V42H242ZM34 44L33 46H32V43ZM89 42V43H88ZM107 42V43H106ZM216 42V43H215ZM219 42V43H218ZM235 42V43H236ZM250 42H252V43H250ZM96 43V44H95ZM97 43H98V45H97ZM217 43H218V46H217ZM221 43V44H220ZM256 45H254V44ZM31 44V45H30ZM108 44V45H107ZM225 44V45H224ZM237 44V43H236ZM240 44V45H241ZM245 44H246V46H245ZM252 44H253V46H252ZM92 45V46H91ZM107 45V46H106ZM216 45V46H215ZM228 45V46H227ZM36 46H37V48H36ZM94 46V47H93ZM110 46V47H109ZM112 46H113V48H112ZM221 46V47H220ZM251 46V47H250ZM259 48H258V47ZM40 47V48H39ZM42 47V48H41ZM224 47V48H223ZM234 49H233V48ZM235 47H236V50H235ZM246 47V48H245ZM258 49V51L256 50V48ZM261 47V48H260ZM106 48H108V51L106 50ZM228 48H230V49H228ZM232 48V49H231ZM255 48V49H254ZM59 49H61V50H59ZM211 49V50H210ZM218 49V50H217ZM225 49V50H224ZM250 49H252V50H250ZM58 52H57V51ZM207 50H208V52H207ZM210 50V51H209ZM221 52H220V51ZM256 52H254V51ZM262 50V51H261ZM218 51V52H217ZM229 51H233L232 53L231 52H229ZM242 51H244L243 53H242ZM250 51V52H249ZM63 53L62 55H61V53ZM65 52V53H64ZM109 52V53H108ZM199 54H198V53ZM209 53V54H207V53ZM223 52H225V53H223ZM236 52V53H235ZM238 52V53H237ZM246 52H248L247 54L249 55V56H247V54H246ZM255 54H254V53ZM261 52V53H260ZM53 53V54H52ZM56 53V54H55ZM116 53V54H115ZM216 53H218V54H216ZM222 53H223V55H222ZM251 53V54H250ZM260 53V54H259ZM60 54V56H58ZM106 54V55H105ZM193 54H195V52L193 53ZM229 54V55H228ZM252 54L254 55V56H252ZM257 54H259V58L258 57H256V56H258ZM263 54V55H262ZM205 55V56H204ZM218 57H217V56ZM221 55V56H220ZM240 57H239V56ZM58 58H57V57ZM214 58H213V57ZM215 56H216V58H215ZM263 58H262V57ZM56 57V58H55ZM60 57V58H59ZM63 57H64V59H63ZM114 57H115V59H114ZM121 57V58H120ZM209 57V58H208ZM62 58V59H61ZM119 60H122V61H119ZM58 59V60H57ZM61 59V60H60ZM196 59V60H195ZM209 59V60H208ZM211 59V60H210ZM261 59V60H260ZM62 60H64V61H62ZM109 60H111V61H109ZM114 60V61H113ZM118 60V61H117ZM198 60V61H197ZM204 60V61H203ZM207 60V61H206ZM255 60V61H254ZM260 60V61H259ZM109 61V62H108ZM192 61V62H191ZM200 61H202V62H200ZM209 61H211V62H209ZM260 63H259V62ZM64 62V63H63ZM68 64H67V63ZM106 62V63H105ZM114 62H120V63H118V65L117 64H112V63ZM125 63V65L123 64V63ZM198 64H200V65H198ZM215 62V63H214ZM61 63V64H60ZM73 63V64H72ZM111 64L112 65V67L114 66V68L115 69H113L110 65H106V64ZM58 64H60V65H58ZM72 64V65H71ZM100 64V65H99ZM127 64L129 65V66H127ZM193 64H196V65H193ZM209 64V65H208ZM263 64L264 63H262V66H263ZM68 65V66H67ZM95 65V66H94ZM103 65H105V66H103ZM122 65H124V67H120V66ZM61 68H60V67ZM63 66V67H62ZM73 66V67H72ZM89 66V68H91V69H89V68H87ZM93 66V67H92ZM101 66V67H100ZM108 66H110L111 67V69H113V71L115 70L116 71V69H117V71L115 72V73H117L118 72V74H117V76H119L120 74L122 75H120L119 76V79H116L117 77H115V78H113L112 79V77L113 76H108V72L106 73V72H104V73H102L103 71H102V69L103 68H105V69H103L104 71L105 70H107V68H109ZM119 66V68H121L120 70L122 71L121 73H120V71H118V69L119 68H117ZM132 66V67H131ZM200 66V67H199ZM126 67H127V69H126ZM130 69H129V68ZM214 67H216V68H214ZM262 69H261V68ZM24 68L26 69L25 71H24ZM28 68V69H27ZM63 68V69H62ZM93 68V69H92ZM94 68H95V70H94ZM98 68V69H97ZM102 68V69H101ZM124 68V69H123ZM133 68V69H132ZM197 68V69H196ZM21 69V70H20ZM22 69H23V71H22ZM72 69H73V73H72ZM76 71H75V70ZM82 69L83 70H85L86 71V69L94 76L93 77V79H88V81H86V80H82L81 79V77H80V75H79V73H78V71L80 72H82ZM100 69V70H99ZM201 69H204V70H201ZM216 69V70H215ZM126 70V71H125ZM130 70V71H131ZM207 70H205V71H207ZM15 71H20V74L18 73V72H15ZM87 71V72H88ZM99 73H98V72ZM202 71V72H201ZM224 71V72H223ZM22 72H24V73H22ZM84 72V71H83ZM93 72H94V74H93ZM18 73V74H17ZM101 73V75H103L102 77L100 76V75H98V74H100ZM120 73V74H119ZM23 74V75H22ZM69 74V75H68ZM74 74V75H73ZM107 74V75H106ZM223 74V75H222ZM228 74V75H227ZM32 75V76H31ZM73 75V76H72ZM78 75V78L76 77ZM105 75V76H104ZM261 75V76H260ZM24 76V78H22ZM53 76V77H52ZM68 76H71L70 78L68 77ZM75 76V77H74ZM97 76V77H96ZM107 76V77H106ZM228 76V77H227ZM19 77V78H18ZM21 77V78H20ZM65 77V78H64ZM66 77H68V78H66ZM103 77H106V78H103ZM29 78V79H30ZM53 78V79H52ZM76 78V79H75ZM103 78V79H102ZM50 79H51V81H50ZM21 80V81H20ZM56 80V81H55ZM67 80L70 82H67ZM113 80V82H111ZM22 83V85H23V87H22V85H21V83ZM53 81V82H52ZM59 81V82H58ZM12 82V83H11ZM14 82V83H13ZM19 82V83H18ZM26 82V83H25ZM54 82H56L55 83V86H56V84H57V86H59V87H55L54 86ZM84 82V83H83ZM116 82V83H115ZM118 82V83H117ZM119 82H120V84H119ZM121 82H123V84L121 83ZM235 82V83H234ZM247 82V83H246ZM65 83H66V85H67V87H66V85H65ZM71 83V84H72ZM73 83V85H75ZM87 83V84H86ZM242 83V84H241ZM246 83V84H245ZM259 83V84H258ZM68 84H69V86H68ZM122 84V85H121ZM127 84V83H126ZM248 84V85H247ZM17 85V86H16ZM60 85H61V87H60ZM79 85V84H78ZM114 85V86H113ZM245 85H247L246 87H245ZM20 86V87H19ZM66 88H65V87ZM76 86V85H75ZM75 86H73L72 88H74ZM120 86H122V87H120ZM127 86V87H126ZM128 86H129V89L128 90H126L127 88H128ZM242 86V87H241ZM44 89H43V88ZM116 87V89H114ZM237 87V86H236ZM48 88V90H46ZM56 88V89H55ZM119 88H121V89H119ZM137 88V87H136ZM241 88H243V89H241ZM138 89V88H137ZM248 89V90H247ZM70 90V91H69ZM244 90V91H243ZM49 91V92H48ZM58 91V90H57ZM116 91V92H115ZM135 91V92H134ZM137 91H139V90H137ZM245 91L247 92V93H249V91H250V93L249 94H252L250 97H248V95L249 94H247V93H245ZM252 91V92H251ZM261 91V90H260ZM23 92V93H22ZM61 92V91H60ZM91 92V93H90ZM109 92H111V93H109ZM125 92V93H124ZM128 92V93H127ZM133 92L135 93V94H133ZM22 93V94H21ZM45 93V92H44ZM58 93V94H57ZM67 93V94H68ZM138 93H140V91L138 92ZM244 93H245V95H244ZM255 93V94H254ZM261 93V94H260ZM70 94V93H69ZM111 94V95H110ZM113 94V95H112ZM116 94V95H115ZM129 94H132L133 95V97H132V95H129ZM259 94L260 95H262V91L261 92H259ZM259 94H257L256 96L258 97L259 96ZM108 95V96H107ZM118 95V96H117ZM135 95V96H134ZM254 95V96H253ZM59 96V97H58ZM62 96H63V98H62ZM68 96V95H67ZM70 96V97H69ZM68 96V98H71V94ZM103 96V97H102ZM110 96H112L111 98H110ZM19 97V98H18ZM24 97V99H25V96H23ZM61 97V98H60ZM130 97V98H129ZM135 97H137V98H135ZM247 97H248V99H247ZM51 98V99H52ZM67 98V97H66ZM65 98V99H66ZM110 98V99H109ZM113 98V99H112ZM132 98V99H131ZM250 98V99H249ZM15 99V100H14ZM53 99V100H54ZM130 99V100H129ZM136 99H137V101L138 102H135L136 101ZM17 100V101H16ZM56 100H54V101H56ZM108 102H107V101ZM111 102H110V101ZM2 101V102H3ZM94 101H95V103H94ZM250 101L248 102V103H250ZM11 102V103H10ZM20 102H18V103H20ZM135 102V103H134ZM98 103V104H97ZM141 103H142V106L144 107H146V106H151V108L153 109V108H155L156 107V109L158 110L157 112L158 113H156V115L153 113V115L151 114L152 113V111L154 110H149L147 107L146 108H144V109H142L143 107L141 106ZM137 104V105H136ZM140 104V105H139ZM150 104H152L151 102H150ZM154 104V103H153ZM18 105V104H17ZM16 105V106H17ZM107 105V106H106ZM19 106V105H18ZM17 106V107H18ZM110 106V107H109ZM20 107V106H19ZM105 108H106V110H105ZM150 108V107H149ZM150 108V109H151ZM147 111H146V110ZM155 109V110H156ZM160 109H162V110H160ZM108 110V111H107ZM148 112V113H146V112ZM165 112V113H163L161 116H159L160 115V112ZM142 112H144V113H142ZM149 112H151V113H149ZM109 114H111V116L109 115ZM137 114V115H136ZM141 114V115H140ZM147 114V116L146 117H143V116H145ZM159 114V115H158ZM141 117H140V116ZM150 115H152L151 117H150ZM164 115V116H163ZM136 116H138V117H136ZM157 116V117H156ZM159 116V117H158ZM166 116V117H165ZM154 117V118H153ZM155 117L156 118H160V119H162V123L160 122V121H157V119L155 120ZM162 117V118H161ZM171 119L170 121H169V119ZM125 118H126V120H125ZM146 118V119H145ZM153 118V120L152 121H154L155 120V122H152V121H150L149 119H152ZM136 121H135V120ZM141 119V120H140ZM168 119V122L166 121ZM116 121V122H117ZM147 121V122H146ZM164 121V122H163ZM119 122V121H118ZM150 122V123H149ZM170 122H172V124H173V126H172V124L170 123ZM133 123V124H132ZM147 123V124H146ZM152 123V124H151ZM155 123V124H154ZM158 123H159V126H158ZM165 123H168V124H165ZM163 124V125H162ZM171 124V125H170ZM130 125V126H129ZM169 127H168V126ZM151 126V127H150ZM163 126H165V127H163ZM171 126V127H170ZM154 127H156V128H154ZM168 127V128H167ZM144 128V129H143ZM172 128H175V129H172ZM179 128H181L180 126H179ZM143 129V130H142ZM150 129V130H149ZM171 129V130H170ZM146 130V131H145ZM164 130H166V131H164ZM175 130H177L176 132H175ZM184 130V131H183ZM183 131V132H182ZM144 132V133H143ZM163 132H165L164 133V135L162 134ZM178 132H179V134H178ZM181 132V133H180ZM136 133L137 134H139V136L140 137H138V135L136 136ZM170 133V134H169ZM182 133H183V135H182ZM142 136H141V135ZM152 134H153V136H154V134H155V136L154 137H152L151 138V136H152ZM161 135L162 137H159V135ZM169 135H170V137H169ZM156 136H158L157 138H156ZM184 139H183V138ZM154 138H155V140L156 139H161V141H155L154 140ZM164 138V139H163ZM165 138H167V139H165ZM137 139H139V140H137ZM153 139V140H152ZM169 139H171V141H173V143L169 140ZM181 139V142L182 141H184L183 142V144H181V142L179 141ZM163 140L165 141H167L168 140V144H169V146H172L173 145V147H169V148H173L174 149V147H178L180 144V146L179 147H183L184 145L186 146H184L185 148H186V150H184L185 151V153L183 152V153H181V151H182V149L184 148H180L179 149V147H178V152L177 151H175V154L176 153H178V155L179 154H182L183 155V159L180 157V156H182V155H180L178 158L180 159V161L181 160H184L183 162H187L188 161V159H191L192 161H196L197 163H198V165H201V164H203L201 167H199V166H197L195 163L196 162H192L191 160H189L186 164L187 165H189L191 162V164H193V165H195V168H192V165L191 166H189V167H191L192 168V170H191V168H189L187 165H184V167H188L187 168V170H189L190 172L191 171H193L191 174L193 175H191L190 174V177L189 176H187L186 175V178L188 177V179H186V182H185V179H183L184 181V183L181 181V179L183 178V176H181L182 178L180 179V177L177 175V174H175L176 176H178L179 177V179H180V181L177 179L178 177H176V180H175V177L174 176H172L171 174L168 176L167 174L168 173H166V172H168L167 170H169L170 171V169L171 168H174V170L175 171H173L174 173H177V169H180L179 170V172H178V174L180 175H184V174H186V172H187V170H186V172L184 173L183 171H185V169L183 170L182 168H180V167H183L182 165L180 166V164H179V168L178 167H175L176 166V164L178 165V162L177 163H175L176 161H172L171 159H170V157H168L169 155H168V153L166 152V150H168V149H165V147H167V145L168 144H165V142L163 143ZM187 140V141H186ZM147 141V142H146ZM175 141V142H174ZM150 142V143H149ZM152 142H154V143H152ZM156 142V143H155ZM179 142V143H178ZM159 143H161V144H159ZM143 144V145H142ZM157 144V145H156ZM166 145V146H164V145ZM138 145H140V146H138ZM156 145V146H155ZM160 145V146H159ZM161 145H163V146H161ZM175 145H177V146H175ZM138 146V147H137ZM140 147H141V149H140ZM161 147V148H160ZM165 149V151H164V149ZM168 148V147H167ZM160 149V150H159ZM162 149H163V151H162ZM172 149V150H173ZM176 149H174V150H176ZM180 150V151H179ZM158 151H160L159 153H158ZM171 151V149H169L168 150V152H170ZM164 152H166L167 153V156L165 157V155H166V153H165V155H164ZM189 152V153H188ZM160 153H163V156L167 159V157L169 158L168 159V161L170 162H168V161H164V160H166V159H164V157L160 154ZM186 153H188V155H185ZM157 154L159 155V156H161V157H159V156H157ZM170 154V153H169ZM177 155V154H176ZM191 157H190V156ZM141 156V157H140ZM190 157V158H185V157ZM163 157V159L164 160H159V159H161ZM187 159V160H186ZM173 162V163H171V161ZM186 160V161H185ZM158 161H160L161 163H162V161H164L163 162V165H162V167H161V163L160 162H158ZM202 161V162H201ZM166 162H167V165H166ZM182 162V161H181ZM190 162V163H189ZM175 163V164H174ZM206 163V164H205ZM173 165V167L171 166V165ZM184 164V163H183ZM165 165V166H164ZM170 165V166H169ZM141 166V167H140ZM166 166H168V167H171L170 169H168V168H166ZM204 166V167H203ZM183 167V168H184ZM199 167V170L197 169ZM163 168L165 169V172H164V170H163ZM175 168H177V169H175ZM200 168H201V170L202 171H200ZM203 168V169H202ZM193 169H196V170H193ZM173 169H171V171H172ZM182 170V171H181ZM207 169H205V171H206ZM143 171V172H142ZM182 173H181V172ZM188 171V173L187 174H189L190 172ZM201 173H199V174H201ZM204 173H206V172H204ZM163 174H165V175H163ZM230 175V174H229ZM165 176H166V178H165ZM170 176H172V178L170 177ZM206 176H208L209 177V174H206ZM231 176V175H230ZM167 177H170V179L169 178H167ZM195 177H198V173L196 174V176ZM207 177V178H208ZM232 177V176H231ZM174 178V179H173ZM229 178V177H228ZM232 178H234V177H232ZM139 179V180H140ZM144 179V180H143ZM191 181H190V180ZM235 179V178H234ZM232 180L231 178H230V180L231 181H233V184L235 183V182H237L236 180ZM173 180V181H172ZM178 180V181H177ZM187 180H189L190 182H192V183H190V185H189V182L187 181ZM174 181L176 182H179V183H174ZM146 182V183H145ZM150 185H148V184ZM183 184V185H182ZM196 184V187L198 186V190H199V187H200V189H201V187H205V189L204 188H202V190L204 189V191H198L197 189H196V187H193L194 185ZM197 184H199V185H197ZM149 187H148V186ZM178 185V186H177ZM186 185V186H185ZM188 185H189V187H188ZM208 185V186H207ZM234 185H236V184H234ZM177 186V187H176ZM179 186H180V188H179ZM182 186H183V188H182ZM152 187V188H151ZM187 187V188H186ZM208 189H207V188ZM24 188V189H23ZM178 188L180 189V190H178ZM186 188V189H185ZM190 188V189H189ZM196 190V194L197 193H200V192H202V196L205 194V191H206V193L207 194H205L204 196H206V197H204V199L207 201L206 203L208 204H210V202H208L209 200L211 201V203H212V201H213V203L215 202V199H219V197L220 196H218V194L219 195H221V198L226 202V204H227V208H229V209H235L234 208V205H236L237 206V209H238V211H237V209H235V210H232V212H238L239 214L237 215V216H239V218L238 217H235L236 216V214L234 215V216H232V213H231V210H229V209H227L225 206L223 207V205H224V203H223V205L221 204L220 206H219V204L223 201L221 198L218 200V201H216L217 203L219 202V204H218V209L219 210H216L217 209V203L215 204L216 206V209L214 208V207H212V206H214V204L211 206V205H206V203H205V201H204V199H201V193L199 194L200 196V199H199V197H198V195H196L195 194V190ZM217 189L216 191L215 190H212V189ZM147 189V190H146ZM148 189H149V191H148ZM21 190V191H20ZM19 191L20 192H18V194H22V196L21 195H18V196H21V201H22V203H23V201L25 200V199H27V200H30V201H28V203H30V207L33 209H35L34 211L33 210H31V209H28V211L31 213H35V211H43L42 210V207L44 206H41L39 203H37V204H35L36 202H38V201H35V199H37V197H35V199H34V197L33 196H36V195H33V196H31V197H33V201H32V199H31V197H30V199H29V197H27V196H29L30 195V190L31 189H28V190H26V187H22V189H20ZM22 190H24V192H26L27 193V196H26V194L24 193V192H22ZM28 191H29V193H28ZM32 191V190H31ZM182 191V192H181ZM190 191V192H189ZM198 191V192H197ZM209 191H211V193L209 192ZM215 191V192H214ZM155 192V193H154ZM178 192V193H177ZM195 194V196L196 197H198V198H196L195 199V196H194V194ZM210 194H209V193ZM188 193V194H187ZM215 193V194H214ZM218 193V194H217ZM33 194H35L34 192H33ZM161 194V195H160ZM187 194V195H186ZM212 197H210L209 195ZM216 194H217V196H216ZM213 195H214V197H213ZM25 196V197H24ZM153 198H155L154 197V195L152 196ZM185 197V198H184ZM202 197V198H203ZM17 198H19L18 200L20 201V197H17ZM24 198V199H23ZM191 198V199H190ZM212 200H211V199ZM156 199V198H155ZM157 199H156V202H157ZM187 199V200H186ZM209 199V200H208ZM214 199V200H213ZM27 200H26V202H27ZM161 200V201H160ZM170 200V201H169ZM189 200V201H188ZM192 200V201H191ZM195 202H194V201ZM199 200V201H198ZM21 201H20V203H21ZM187 201V202H186ZM196 201H198V202H196ZM223 201V202H224ZM228 201V200H227ZM25 202V201H24ZM26 202H25V204H23L24 206H27L28 208H29V204L27 203L26 204ZM33 202H34V204H33ZM190 202H191V204H190ZM263 202V203H262ZM261 203L262 204H264V200L262 201ZM21 203V204H22ZM171 203L173 204L174 203V205H171ZM188 203L190 204V206L188 205ZM193 203V204H192ZM259 203V202H258ZM31 204H32V206H31ZM38 204H39V206H38ZM168 204V205H167ZM170 204V205H169ZM240 204V203H239ZM35 205L36 206H38L39 208L36 210V208H35ZM167 205V206H166ZM229 205H231V207H229ZM258 205V204H257ZM40 206H41V208H40ZM46 206V208L45 207H43V208H45V211L47 210V206L48 205H45ZM176 206H179V207H176ZM182 206V207H181ZM186 206V207H185ZM188 206V207H187ZM197 206V207H196ZM233 206V207H232ZM167 209H166V208ZM172 207V208H171ZM211 208V210H210V208ZM49 208H51V207H48V209ZM178 208H180V210L178 209ZM187 208V209H186ZM183 209V210H182ZM189 209H190V211H189ZM201 209H203V210H201ZM223 209L226 211V209H227V211H226V216H224V211H223ZM248 211H247V210ZM50 210V209H49ZM183 212H182V211ZM187 210H188V212H187ZM197 210V211H196ZM240 210H243V212H248L250 215H252L253 216V221H252V219H251V221L254 223H252L250 220L249 221H247V219L248 218H243L242 216H240ZM45 211H43L42 213L41 212H37V213H39L40 215H44L43 217H45V218H47L48 216V219H50V216H51V214H49V213H52V210H50V211H47L48 212V215H47V213L45 212ZM178 211V212H177ZM185 211V212H184ZM208 211H210V212H208ZM211 211H212V213H211ZM220 211H221V213H220ZM45 212V213H44ZM197 212V213H196ZM199 212V213H198ZM201 212V213H200ZM227 212H229L230 214H228ZM242 212V211H241ZM183 213V214H182ZM186 213V214H185ZM208 215H207V214ZM211 213V214H210ZM246 213H244V215L246 214ZM247 213V216L249 215ZM36 214V213H35ZM35 214H33L34 216H35ZM39 214H37V216H39ZM175 214H173L174 216H175ZM200 214V215H199ZM219 214V215H218ZM222 214V215H221ZM229 215V218H227L228 217V215ZM172 215V216H173ZM177 215H180V214H177ZM176 215V216H177ZM199 215V216H198ZM201 215H203V216H201ZM212 215V216H211ZM215 215V216H214ZM242 215V214H241ZM246 216V215H245ZM246 216V217H247ZM36 217V216H35ZM162 217H161V220H162ZM170 217V219L169 220H167V222H166V219L167 218H169ZM179 217H177V219H180ZM200 217V218H199ZM250 217L251 216H249V219H250ZM255 217V218H254ZM70 218V217H69ZM69 218L67 217L66 219H67V221H64V222H66V225L69 223V222H71V218H70V220H69ZM195 218H198V220L197 219H195ZM234 218H236V219H234ZM241 218H243L244 219V221L246 220L247 221V223L248 222H250L251 224H253V225H250V223L249 224H246L244 221H243V219H242V222L239 220V219H241ZM72 219H74V218H72ZM164 219H165V222L166 223H163L164 224V226L162 227L161 225H162V222H164ZM175 219V220H174ZM69 220V221H68ZM74 220H76V219H74ZM196 220V221H195ZM239 220V221H238ZM176 221H179V220H176ZM180 221H179V224H180ZM188 221H190V222H188ZM201 221V222H200ZM74 222V221H73ZM181 222V223H182ZM188 222V223H187ZM195 222H196V224L198 225V227H196V224H195ZM204 222H205V224H204ZM234 222V223H233ZM257 222L258 221H256V225H257ZM79 223H80V221H79ZM78 223V221H76V223L75 224H72V225H75V226H73V227H75V229L77 228V227H79L80 228V226H82L81 224H83V229H85L84 231H89L88 233L90 234L91 232H90V230L92 229H90V227L88 226V225H86L85 223H80L79 224ZM188 225H187V224ZM190 223H193L192 225L190 224ZM241 223V224H240ZM78 224H79V226H78ZM85 224V225H84ZM156 224V225H157ZM166 224V225H165ZM190 224V225H189ZM200 224V225H199ZM201 224H203V225H201ZM240 224V225H239ZM243 224V225H242ZM65 227H68L69 228V226L71 225V223H69V225H65V224H63ZM72 225H71V228H69V229H71V230H74V229H72L73 227H72ZM246 225V226H245ZM248 225V226H247ZM77 226V227H76ZM85 226V227H84ZM89 227V230L87 229L88 227ZM179 226V228H177ZM190 226H192V227H189ZM194 226V227H193ZM200 226V227H199ZM252 228H251V227ZM87 227V228H86ZM175 227L177 228V229H175ZM188 227V228H187ZM249 229H248V228ZM79 228H77L78 230H79ZM183 228H185V229H183ZM195 230H194V229ZM201 228V229H200ZM77 229L76 230H74V233H75V235L76 236H78L77 238H79L78 240L81 242V239L83 240H87V239H89L88 237H87V235H88V233H86V235H84L83 234V229H81L80 228V230L79 231H81V233L82 234H80V236H79V234L77 235V233L76 232H79V231H77ZM183 229V230H182ZM193 229V230H192ZM198 229V230H197ZM203 229V230H202ZM248 229V230H247ZM253 229V230H252ZM186 230V231H185ZM197 230V231H196ZM250 230V231H249ZM83 231V232H82ZM86 231V232H87ZM92 231V230H91ZM178 231V232H177ZM185 231V232H184ZM202 231V232H201ZM255 231V232H254ZM93 232V231H92ZM95 232L97 233V231H94V233H93V235H95L96 237H94V238H92V240L91 239H89V241L87 240H83L82 241V243L83 242H87L86 243V245H88V244H90L93 240H96V238H97V236L99 235V233H97L98 235H96L95 234ZM175 232V233H174ZM167 233V234H166ZM182 233H183V235H182ZM186 233V234H185ZM255 233V234H254ZM262 233V234H261ZM44 234H46L47 235V233H44ZM190 234V235H189ZM257 234V235H256ZM261 234V235H260ZM49 235L50 234H48L47 236H45V240H47L46 239V237L47 238H49ZM90 235H92V233L90 234ZM164 235H163V237H164ZM192 235V236H191ZM81 236H83V237H81ZM86 236V238H84ZM100 236L102 237V235L100 234ZM90 237H93V236H90ZM100 237V238H101ZM177 237V238H176ZM169 238V237H168ZM191 238V239H190ZM102 239H105V241H103ZM101 240L103 241V242H101L100 241V239H99V241H98V239L96 240L97 241V246H96V242L94 243V241L92 242V246H91V244H90V246L91 247H93V246H95L94 247V249H98L97 247L98 246H100V244H98V243H100L101 242V244L102 243H104V242H106V246L105 245H103V247H105L106 249L108 248L107 247V245L110 247V245L112 244L114 247H115V245L116 244H118V242L115 244V242L116 241H110L109 239L107 240V238H105L104 236L101 238ZM107 240V241H106ZM91 241V242H90ZM89 242V243H88ZM108 242H110V243H108ZM113 242V243H112ZM93 243L95 244V245H93ZM166 243V244H165ZM119 244L121 245V243L119 242ZM169 244V245H168ZM102 245L100 246V248L102 247ZM111 245V246H112ZM166 245V246H165ZM168 245V246H167ZM123 245H121V248L123 249V253L125 252H128L129 253V251H125L124 250V248L122 247ZM120 248V246L119 245H116V247L115 248ZM165 247L167 248V249H165ZM105 248H103V249H105ZM111 249L110 250H112V248L113 247H110ZM118 248V249H119ZM120 248V250H118V251H122V249ZM156 248V249H155ZM70 249V248H69ZM68 249V250H69ZM102 249V248H101ZM98 250H100V249H98ZM114 250H116V249H114ZM165 250V251H164ZM167 250V251H166ZM145 251L143 252V250H142V256H147L148 254L147 253H145ZM68 252V251H67ZM93 252V251H92ZM69 253V252H68ZM68 253H66L65 255L67 256V254ZM98 253V255H99V252H96V253H93V254H97ZM127 253V255H128V257L129 258H132V259H134L133 257H130V253L128 254ZM140 253L141 252H139V255L137 254V257L139 256L140 257ZM145 253V254H144ZM160 253H162L161 255V257H160ZM163 253H166V255H163ZM121 254V253H120ZM144 254V255H143ZM147 254V255H146ZM65 255H64V257H65ZM121 255H124V256H122L123 258H126L127 256L125 255V254H121ZM150 255H148V256H150ZM158 255H159V257H158ZM103 257L102 258H106L105 260H107L109 257H106V256H104V255H102ZM141 256V257H142ZM170 256L172 257V259H175V260H172L171 258H170ZM68 257V256H67ZM66 257V258H67ZM153 256H151V258H152ZM113 258L115 259V257H110L109 259H108V261H111V262H113L114 263V260H113ZM121 258V257H120ZM161 258V259H160ZM171 259V260H169V259ZM177 258H178V260H177ZM110 259H112V260H110ZM116 259L118 260L119 258L118 257H116ZM115 259V260H116ZM128 259V258H127ZM132 259H131V261H132ZM136 260H137V258H135ZM154 259V258H153ZM152 259V260H153ZM126 260V259H125ZM125 260L123 261V262H125ZM136 260H135V262L134 261H132V264H136ZM150 260V264H152V263H154L151 259H149ZM119 261H122V258H121V260L119 259ZM152 261V262H151ZM155 261V260H154ZM176 261V262H175ZM134 262V263H133ZM166 262V261H165ZM115 263H116V261H115ZM125 263H127V264H130L129 263V261H127L126 260V262ZM170 263H168V264H170ZM163 264H167V262L166 263H164L163 262ZM172 264V263H171Z\"/></svg>","mask_w":264,"mask_h":264}]
</instances>
